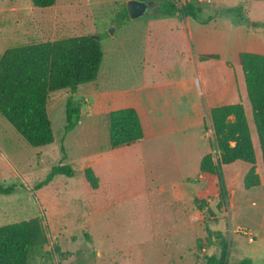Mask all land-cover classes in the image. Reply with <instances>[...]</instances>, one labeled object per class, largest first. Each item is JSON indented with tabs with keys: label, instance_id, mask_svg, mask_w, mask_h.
I'll return each instance as SVG.
<instances>
[{
	"label": "rangeland",
	"instance_id": "rangeland-1",
	"mask_svg": "<svg viewBox=\"0 0 264 264\" xmlns=\"http://www.w3.org/2000/svg\"><path fill=\"white\" fill-rule=\"evenodd\" d=\"M127 1L56 0L52 7L39 9L29 0H0V57L13 47L96 35L104 53L102 69L110 73L112 69L113 82L105 83L106 87L128 86L133 63L128 54L132 52L137 65L147 64L148 73L160 71L167 78L178 76L187 66L201 76L204 92L215 95L227 86L230 101L244 94L252 123L238 54L264 55V0L193 1L203 9L197 20L177 15L172 21L168 18L170 22L159 24L160 19L157 25L154 17H125ZM150 1L159 7L167 0ZM172 1L180 7L192 0ZM149 31L163 36L164 43L174 40L177 47H149L146 56L134 52L143 44L142 34ZM131 33L136 42L132 48L126 39ZM184 35L189 36L187 44ZM202 55L217 56L225 66L209 61L207 68H195L193 59ZM155 59L158 70L151 68ZM84 87L79 86L74 94L69 89L49 94L46 109L54 141L47 146L30 147L0 116V186H15L9 195L0 193V226L31 219H38L42 226L27 264H204L207 257L220 254L222 240L227 264L243 258L263 263V190H245L240 181L229 189L230 194L225 189L220 202L218 189L197 182L198 178L181 182L178 167L169 155L164 156L170 151L162 149L149 150L148 165L140 173L132 156L109 154L107 129L86 117L88 100L79 96L87 93ZM70 98L82 103L83 117L65 135L64 109ZM206 125L204 133L212 144L210 121ZM253 137L257 139L254 127ZM255 150L262 169L259 147ZM209 153L216 151L210 147ZM58 165L69 166L73 176H56L35 190ZM87 168L96 171V190L84 179ZM229 171L220 169L224 188ZM196 200L204 201L202 209H197ZM207 237H212L211 244Z\"/></svg>",
	"mask_w": 264,
	"mask_h": 264
},
{
	"label": "trees",
	"instance_id": "trees-1",
	"mask_svg": "<svg viewBox=\"0 0 264 264\" xmlns=\"http://www.w3.org/2000/svg\"><path fill=\"white\" fill-rule=\"evenodd\" d=\"M33 7H52L56 0H29ZM192 0L182 6L167 0L159 5L158 15H182L197 20L203 9ZM239 12H237L238 14ZM127 17V12L124 13ZM203 55L200 61L216 59ZM103 53L100 38L96 35L75 36L52 42L29 44L7 49L0 57V116L32 148L47 146L54 141L46 104L51 92L69 89L72 94L79 85L93 82L97 77ZM247 99L251 107L256 129L262 165L264 167V55L242 52L238 54ZM82 116V103L72 98L65 104L64 134L71 132ZM213 147L216 154L207 153L200 161L197 182H205L219 191V201L225 198V188L220 173L222 166L237 161L251 165L243 178V188L249 190L260 185L255 172L256 156L241 103L227 104L208 110ZM108 144L110 149L129 146L142 141L143 130L136 111L124 108L110 112ZM208 129L204 123V130ZM64 154V147H61ZM84 179L93 190L98 189V178L90 168L84 170ZM56 176L72 177L67 165L52 167L43 181L34 188L48 185ZM15 186L3 188L0 193L9 195ZM220 202L217 206H220ZM198 210L204 201H194ZM208 214H212L208 211ZM198 218V215H196ZM42 226L38 219L0 226V264H27L31 251L41 236ZM209 232L208 229H206ZM215 238V237H214ZM212 237L206 242L211 244ZM219 255L206 258L204 264H227L226 245L222 240ZM198 249L201 240L197 241ZM236 264H253L243 258ZM264 264V261L263 263Z\"/></svg>",
	"mask_w": 264,
	"mask_h": 264
},
{
	"label": "crops",
	"instance_id": "crops-1",
	"mask_svg": "<svg viewBox=\"0 0 264 264\" xmlns=\"http://www.w3.org/2000/svg\"><path fill=\"white\" fill-rule=\"evenodd\" d=\"M158 9L159 7L156 2V6L153 7V10L157 12L149 16L156 19L153 21L156 25L160 19L163 20L160 21L159 24L161 22H170L168 18L171 19V21L175 18L158 15ZM126 24H128V22ZM133 34L134 33H131L126 37L127 44L131 48L132 45L136 43L133 42ZM142 37L143 44L140 45L138 49H133V51L142 53L143 56H146L149 47H154L155 50L162 45L171 48L177 47L174 40L164 43L162 41L164 37L156 31L153 33L150 31L143 33ZM184 40L187 44L189 36L184 35ZM172 50L174 52L177 51V49ZM131 53L128 54V60H130L131 63L133 62L131 67L132 73L130 82L125 88L115 89L105 86V83L112 81L111 77L113 76L112 69L111 73L107 68L102 69V62L95 80L87 84L79 85L85 86L82 90L87 91V93L79 96H85L88 100L87 104L89 106V111L86 117L89 120L94 119L93 125L98 126V124L101 123L104 129L106 128L108 131L107 115L119 109L132 108L138 115L143 130L142 141L129 146L108 149L110 155L117 153L132 156V164L140 167V173H143L144 166L148 165V160L150 159V149L170 151L168 154L165 153L164 156L166 157V155H169L172 158L173 164L178 167L177 174L180 176L181 182L199 178L200 161L204 155L210 152V141L204 133V123H208L209 121L208 110L214 107L236 103H241L243 105L250 138L254 151H256L255 147H259L258 137L257 133V139L253 137V127L255 128V126L253 117L252 123L249 120L247 107H245L246 105L244 102L246 99L244 94V99L238 95L236 100L230 101L228 100L229 98L226 97L228 96L227 86L226 89L222 87L215 95L213 93H207V90L204 92V89L202 88L201 90L200 86L201 76L199 75V77H197V72H195V75L192 74L187 66L184 68L182 67V73L180 72L178 76L167 78L162 77L160 71L154 74L148 73L147 70H145L147 64H143L144 66L137 65V60L133 59L134 56H132ZM199 57L198 59L195 58V61L193 59L195 68L196 65H200V67L202 65L204 67L205 65V68H207L210 65L208 63L209 61L215 62L212 64L213 66H225V62L218 57L206 61H199ZM154 62L156 65H153L151 68L155 67L156 70L160 69L157 64L158 60L155 59ZM133 67H136V69ZM220 82L222 85H225V79H221ZM90 84H93L92 87H90ZM79 86L77 87L78 89ZM236 92L238 93L237 86L235 94ZM82 117L83 116H81L78 124L81 123ZM261 166L262 169L256 157L255 172L260 178V185L251 189H261L264 191V167L262 165V159ZM228 168H231V171L227 173V181L224 180L226 192L230 194L229 189H233L236 184L243 181L251 165L237 161L233 164L223 166V170L225 169L226 172ZM94 172L96 174L95 169ZM232 194H234L233 191ZM178 224L180 225V223Z\"/></svg>",
	"mask_w": 264,
	"mask_h": 264
},
{
	"label": "water",
	"instance_id": "water-1",
	"mask_svg": "<svg viewBox=\"0 0 264 264\" xmlns=\"http://www.w3.org/2000/svg\"><path fill=\"white\" fill-rule=\"evenodd\" d=\"M156 6L155 1L150 0H128L125 8L129 19L134 20L143 16H150L157 11L153 10Z\"/></svg>",
	"mask_w": 264,
	"mask_h": 264
}]
</instances>
